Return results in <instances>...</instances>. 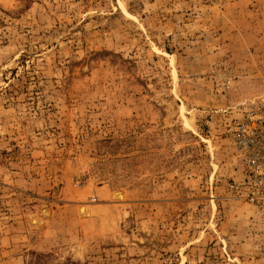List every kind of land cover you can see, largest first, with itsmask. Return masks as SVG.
I'll use <instances>...</instances> for the list:
<instances>
[{"label": "rangeland", "instance_id": "rangeland-1", "mask_svg": "<svg viewBox=\"0 0 264 264\" xmlns=\"http://www.w3.org/2000/svg\"><path fill=\"white\" fill-rule=\"evenodd\" d=\"M260 102L264 0H0V264H264Z\"/></svg>", "mask_w": 264, "mask_h": 264}, {"label": "built area", "instance_id": "built-area-1", "mask_svg": "<svg viewBox=\"0 0 264 264\" xmlns=\"http://www.w3.org/2000/svg\"><path fill=\"white\" fill-rule=\"evenodd\" d=\"M231 139L247 176L241 184L243 198L264 204V103H254L231 127Z\"/></svg>", "mask_w": 264, "mask_h": 264}, {"label": "bare ground", "instance_id": "bare-ground-1", "mask_svg": "<svg viewBox=\"0 0 264 264\" xmlns=\"http://www.w3.org/2000/svg\"><path fill=\"white\" fill-rule=\"evenodd\" d=\"M117 198H119L120 200H123V195L121 193H117ZM82 214H86L87 210L85 208H81Z\"/></svg>", "mask_w": 264, "mask_h": 264}]
</instances>
